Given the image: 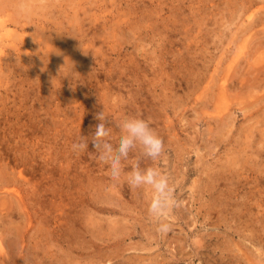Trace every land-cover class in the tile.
Returning a JSON list of instances; mask_svg holds the SVG:
<instances>
[{
  "label": "rangeland",
  "instance_id": "obj_1",
  "mask_svg": "<svg viewBox=\"0 0 264 264\" xmlns=\"http://www.w3.org/2000/svg\"><path fill=\"white\" fill-rule=\"evenodd\" d=\"M21 1L0 13V264H264V0ZM101 111L114 145L130 116L162 137L141 167L175 188L166 233L128 183L138 150L116 180L72 150Z\"/></svg>",
  "mask_w": 264,
  "mask_h": 264
},
{
  "label": "clouds",
  "instance_id": "obj_2",
  "mask_svg": "<svg viewBox=\"0 0 264 264\" xmlns=\"http://www.w3.org/2000/svg\"><path fill=\"white\" fill-rule=\"evenodd\" d=\"M99 123L91 138L81 135L79 141L73 143L72 150L77 153L88 151L89 143L99 154L101 163L110 169L111 178L118 179L124 171L126 165L124 161L129 159L130 153L138 150L137 159L132 166L128 176L130 186L140 188L150 186L153 195L148 204L149 215L157 222L158 231L166 233L170 229L169 223L165 220V213L176 203L174 199L175 188L170 183V177L155 167H141V160L144 158L157 160L164 152V142L162 137L151 126V121L139 116H130L115 127L122 130L118 144H113L110 140L111 127L113 121L99 112L97 114Z\"/></svg>",
  "mask_w": 264,
  "mask_h": 264
},
{
  "label": "bare ground",
  "instance_id": "obj_3",
  "mask_svg": "<svg viewBox=\"0 0 264 264\" xmlns=\"http://www.w3.org/2000/svg\"><path fill=\"white\" fill-rule=\"evenodd\" d=\"M21 1V0H20ZM20 1H14V0H0V13L1 12H4V10L6 11V5H10V3L11 4H13V2H19L20 3ZM23 2H24V0H22ZM21 1V2H22ZM22 2V3H23ZM26 3H30V2H26ZM254 2L252 1V0H250V3H249V5L248 6H250V5H252ZM25 3H23L22 5H24ZM17 5H19V4H17ZM22 5H19V7L21 6V8H22ZM26 5V4H25ZM10 6H12V5H10ZM9 6V7H10ZM27 6H28V4H27ZM259 6V5H258ZM16 7V8H15ZM14 8H15V10H17V9H20V8H18V6H15ZM24 7V6H23ZM26 7V6H25ZM246 8H247V6H245ZM23 9V8H22ZM26 9H28L27 7H26ZM259 9V8H258ZM12 10V9H11ZM17 11H19V10H17ZM28 11V10H27ZM261 11V10H260ZM8 12V11H7ZM22 12V11H21ZM5 14H6V12H4ZM11 13V12H10ZM27 13V12H26ZM29 13V12H28ZM254 13V12H253ZM252 13V14H253ZM252 14H249V17L251 18L252 17ZM29 16V15H28ZM18 17H20V16H16V17H11V19L14 21V22H16V23H19L20 22V20L18 19ZM21 18V17H20ZM7 20L6 19H4V20H2V21H0V31H1V29L2 28H4V27H6L7 26V23L5 24V22H6ZM11 22V21H10ZM26 22V25H28V21H25ZM12 24H13V22H11ZM15 24V23H14ZM20 24V23H19ZM18 24V25H19ZM21 25H23L24 26V24H21ZM19 27V26H18ZM22 28V27H21ZM14 29H15V27H14ZM6 30V29H5ZM18 30V29H17ZM12 31H14V30H12ZM16 31V30H15ZM7 34H11V32L9 31V30H6L5 31ZM18 37V36H17ZM19 39V38H18ZM22 39V38H21ZM25 41V40H24ZM25 43V42H24ZM256 66V65H255ZM259 66V65H258ZM261 68L263 67L262 65L260 66ZM259 68V67H258ZM261 68H259V69H257V68H255V69H257V74H258V72H261L262 74H264V70L262 71V69ZM252 72V71H251ZM260 74V73H259ZM227 76H229V75H226L225 76V78H223V82H221L220 83V86H219V88H220V93L222 94V95H226V92L229 90H227V86H228V84H227V82H229L228 81V78H227ZM262 80V79H261ZM258 81V80H257ZM255 82V81H254ZM225 93V94H224ZM60 226V225H59ZM62 230V229H61ZM68 230V229H67ZM67 230H66V232H67ZM64 231V230H63ZM63 233V232H62ZM65 233V232H64ZM68 233H71V235H72V232H68ZM58 236V235H57ZM63 237V236H62ZM65 238V237H64ZM77 239V238H76ZM65 243V242H64ZM66 244V243H65ZM75 244V243H74ZM4 247H3V245H2V243L0 242V252H4ZM260 250H261V248H260ZM263 250V249H262ZM7 251V250H6ZM5 251V252H6ZM19 252V251H18ZM22 253V252H21ZM260 253V252H259ZM4 254V253H3ZM6 254H8V253H6ZM19 254V253H18ZM5 255V254H4ZM9 255H11V257H14V256H16L17 254H14L13 256H12V254H9ZM24 255V254H23ZM22 255V256H23ZM109 255V254H108ZM260 255V254H259ZM263 254H261V256H262ZM6 256V255H5ZM8 256V255H7ZM264 257V256H263ZM15 258V257H14ZM10 259V258H9ZM11 260V259H10ZM12 261V260H11Z\"/></svg>",
  "mask_w": 264,
  "mask_h": 264
}]
</instances>
